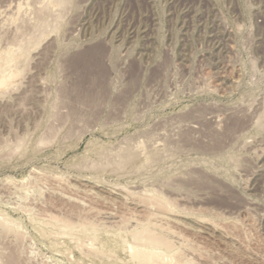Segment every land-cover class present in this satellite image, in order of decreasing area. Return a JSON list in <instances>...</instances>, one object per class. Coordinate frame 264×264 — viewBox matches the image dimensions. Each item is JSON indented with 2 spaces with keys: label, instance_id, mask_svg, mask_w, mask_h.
<instances>
[{
  "label": "rangeland",
  "instance_id": "1",
  "mask_svg": "<svg viewBox=\"0 0 264 264\" xmlns=\"http://www.w3.org/2000/svg\"><path fill=\"white\" fill-rule=\"evenodd\" d=\"M65 4L0 0V264H264V0Z\"/></svg>",
  "mask_w": 264,
  "mask_h": 264
},
{
  "label": "bare ground",
  "instance_id": "2",
  "mask_svg": "<svg viewBox=\"0 0 264 264\" xmlns=\"http://www.w3.org/2000/svg\"><path fill=\"white\" fill-rule=\"evenodd\" d=\"M57 2H58L59 5L61 6L60 8H63V9H64L63 5H64V6L66 5L65 3L67 2V0H57ZM68 2H69V1H68ZM43 9H44V8H43ZM36 13H38V12H36ZM46 13H47V12H46ZM61 13H62V12H61ZM43 14H44V13H43ZM43 14H42V16H43ZM37 16H38V14H37ZM38 18H39V20H40V17H38ZM41 18H42V17H41ZM43 18H44V16H43ZM41 20H42V19H41ZM24 22H25V21H24ZM24 22H23V24L26 23V22H25V23H24ZM42 22H43V21H42ZM40 23H41V22H40ZM28 24H30V23H28ZM33 25L35 26L36 24H32L31 26H33ZM43 25H45L44 22H43ZM34 26H33V27H34ZM38 26H39V25H38ZM38 26L36 27V28H37L36 30H38ZM19 27H20V25H19ZM29 27H30V26H29ZM46 27H47V26H46ZM46 27H45V28H46ZM50 27H51V26H50ZM17 28H18V27H17ZM26 28H27V27H26ZM31 28H32V27H31ZM34 28H35V27H34ZM13 29L16 30L15 28H13ZM43 29H44V28H43ZM17 30H19V29H17ZM26 30H27V29H26ZM19 31H20V30H19ZM34 31H35V30H34ZM41 31H42V30H41ZM32 32H33V30H32ZM38 32H39V31H38ZM12 33H13V32H12ZM15 33H16V32H15ZM15 33H14V34H15ZM25 33H26V31H25ZM19 34H22V33H17L18 36H20ZM23 34H24V33H23ZM35 34H36V33H35ZM41 34H42V33H41ZM41 34H39V37H40ZM12 35H13V34H11V36H12ZM29 35H30V34H29ZM31 35H32V33H31ZM22 36H23V35H22ZM25 36H27V35L25 34ZM25 36H24V37H25ZM33 37H34V34H33ZM33 37H32V38H33ZM36 37H37V35H36ZM11 38H12V37H11ZM15 38H16V37H15ZM19 38H20V37H19ZM19 38H18V39H19ZM28 39H29V38H28ZM28 39H27V41H28ZM38 39H39V38H38ZM19 40H20V39H19ZM21 40H22V39H21ZM23 40H24V39H23ZM30 40H31V39H30ZM34 40H35V39H34ZM35 41H36V40H35ZM15 42H16V41H15ZM10 43H11V42H10ZM16 43H18V42H16ZM13 44H14V43H13ZM21 45H22V44H21ZM25 45H26V44H25ZM17 46H18V45H17ZM21 47L23 48V47H26V46H21ZM21 47H20V48H21ZM95 47H96V46H95ZM98 47H99V46H98ZM98 47H97V48H98ZM101 47H102V46H101ZM7 48H8V47H7ZM20 48H19V49H20ZM22 48H21V49H22ZM92 48H93V47H92ZM21 49H20V50H21ZM23 49H24V48H23ZM25 49H26V48H25ZM25 49H24V50H25ZM99 49H100V48H99ZM22 51H23V50H22ZM22 51H21V52H22ZM102 51H103V50H102ZM15 52H16V51H15ZM82 52H83V51H82ZM84 52H86V51H84ZM22 53H23V52H22ZM78 53H79L78 56L76 55L77 57L74 58L75 60H71V61H70V62H73V61H74V63H70V62H69L70 65L73 66V64H74V66L76 67V66H78V64H80L81 66L79 65L78 67H79V68H80V67H83V68H80V69H82V70H79V68H78L77 72H79V71L81 72V71H82L81 73H83V69H84V68H85L86 70H90V69H92V67H94V66L99 68V70H98L99 73H98V74H97V72L94 71L95 69L93 70V72L95 73L96 76H95V75H93L94 77L91 76L92 79L89 78L90 75H88L87 77L91 80V81L88 80V81L91 83V87H92V85H96V84L100 85L101 88H100L99 90H101V92H100L101 94H99V93H98V94H99V97H101V95L104 94V90H106V89H105V85L103 84V82L105 81V80L103 81V79H105V78H103V77L105 76V75H104V74H105V71H104V67H103L104 65L102 66V63H103V62H100V61H102V60H101V59H102V55L100 56V53H101L100 50H91V51L86 52V53H81V52L78 51ZM73 56H74V55H73ZM11 57H12V56H11ZM100 58H101V59H100ZM71 59H73V58L71 57ZM25 60H26V59H25ZM25 63H26V62H25ZM15 64H16V63H15ZM17 64H18V63H17ZM23 65H24V64H23ZM23 67H24V66H23ZM68 67H70V69H72L71 66H68ZM95 67H94V68H95ZM2 68H3V67H2ZM4 68H5V67H4ZM8 68H9V67H8ZM5 69H6V68H5ZM5 69H4V70H5ZM73 70H75V68H73L72 71H73ZM2 71H3V70H2ZM91 71H92V70H91ZM84 72H85V70H84ZM89 72H90V71H88V73H89ZM93 72H91V73H89V74H92ZM73 73H74V72H73ZM86 73H87V72H86ZM88 73H87V74H88ZM94 73H93V74H94ZM79 74H80V73H79ZM76 75H77V74H75V76H76ZM80 76H81V78H82V77H85L86 75H82V74H81ZM80 76H79V77H80ZM8 77H9V76H8ZM11 77H12V76H11ZM79 77H76L77 80H78ZM87 77H85L84 79H85V81L88 83V81L86 80V79H88ZM81 78H80V79H81ZM8 79H10V78H8ZM80 81H81V80H80ZM1 82H3V81H1ZM4 82H5V81H4ZM4 82H3V83H4ZM75 82H76L77 84L75 83V84H76V85L74 84V85H75V88L72 89V90H74L75 92H74V91H72V92L76 93V94H75V95H76V96H75V97H76V101H77L78 103H84V102H87V100H89L90 103H91V104H89V105H92V103H94V101H95L96 98H95V97H94V98L91 97L90 99H87L88 90L85 89V88H87V87H85V88L83 87L84 84H87V83L84 82V81H82V82H84V84L82 85L81 83H78V81H75ZM3 83H2V84H3ZM90 83H88L87 86H88ZM4 84H5V83H4ZM72 84H73V83H72ZM72 84H71V85H72ZM98 85H96V86L98 87ZM62 86H64V88H67V89H68L67 86H65V85H62ZM62 86H61V87H62ZM73 87H74V86H73ZM59 88H60V87H59ZM94 89H95V88H94ZM63 90H64V89H63ZM65 90H66V89H65ZM65 90H64V92H66ZM58 91H59V90H58ZM91 91H92V89H91ZM68 92H69V91H68ZM96 92H97V91H96ZM89 93H90V92H89ZM91 93H92V92H91ZM94 93H95V92H94ZM106 93H107V92H106ZM61 94H63V93H61ZM63 95H64V94H63ZM63 95H62V96H63ZM65 95H67V93H66ZM71 95H73V94H71ZM90 95H91V94H90ZM92 95H93V94H92ZM95 95H97V94L95 93L94 96H95ZM104 95H105V94H104ZM68 96H69V95H68ZM73 96H74V95H73ZM73 96H72V97H73ZM97 96H98V95H97ZM97 96H96V97H97ZM64 97H65V96H64ZM72 97H71V98H72ZM59 98H60V97H59ZM103 98H104V97H103ZM103 98H102V99H103ZM67 99H68V98H67ZM73 99L75 100V98H73ZM73 99H71V100H73ZM65 101H66V99H65ZM65 101H63V102H65ZM76 101H75V102H76ZM89 101H88V102H89ZM96 101H97V100H96ZM73 102H74V101H73ZM75 102H74V104H75ZM77 102H76V103H77ZM61 104H62V103H61ZM63 104H64V103H63ZM65 105H66V104H65ZM68 105H69V104L67 103V105H66L67 108H66V109H68ZM70 105H71V107L74 106L73 104H70ZM70 105H69V106H70ZM72 105H73V106H72ZM75 105H78V104H75ZM80 105H81V104H80ZM63 106H64V105H63ZM66 106H65V107H66ZM78 106H79V105H78ZM81 106H82V105H81ZM84 106H85V104H84ZM71 107H70V108H71ZM75 107H76V106H75ZM70 108H69V110H70ZM73 108H74V107H73ZM76 108H77V107H76ZM80 108H82V107H80ZM86 108H87V107H86ZM74 109H75V108H74ZM76 110H77V109H76ZM76 110H75V111H76ZM83 110H84V109H83ZM72 111H73V110H72V108H71V112H72ZM80 111H81V109H80ZM85 111H86V110H85ZM71 112H70V113H71ZM68 113H69V112H68ZM70 113H69V115H70ZM75 113H76V112H75ZM86 113H87V111H86ZM84 114H85V113H84ZM60 115H61V113H60ZM63 115H66V113L63 114ZM63 115H62V116H63ZM66 116H67V118H68V115H66ZM66 116H65L64 119L67 120ZM84 116H85V115H84ZM55 118H56V117H55ZM58 118H59V121H60V118H63V117H58ZM67 122H68V121H67ZM59 123H60V122H59ZM62 123H64V121H63ZM235 123H236V122H235ZM60 126H61V124H60ZM63 126H64V125H63ZM232 126H233V125H232ZM229 127H230V126H229ZM229 127H228V128H229ZM56 128H57V127H56ZM47 129H48V128H47ZM49 129H50V128H49ZM51 129H52V127H51ZM54 129H55V128H54ZM232 129H233V127H232ZM232 129H231V130H232ZM52 130H53V129H52ZM58 130H59V129H58ZM227 130H228V129H227ZM45 132H46V131H45ZM54 132H55V131H54ZM54 132H53V133H54ZM49 133H52V131L49 132ZM53 133H52V134H53ZM56 134H57V133H56ZM185 134H186V133H185ZM43 135H44V134H43ZM46 135H47V132H46ZM44 136H45V135H44ZM44 136H43V138H46V137H44ZM56 136H57V135H56ZM187 136H189V135L187 134ZM187 136H186V137H187ZM184 137H185V136H184ZM214 137H215V136H214ZM40 138H41V136L39 137V139H40ZM49 138H51V137H49ZM41 139H42V138H41ZM52 140H53V139H52ZM186 140H187V139H186ZM40 141H42V140H39V142H40ZM47 142H48V141H47ZM219 142H220V141H219ZM40 143H41V142H40ZM207 146H208V145H207ZM15 147H16V146H15ZM206 148H207V147H206ZM125 154H126V153H125ZM125 154H124V155H125ZM131 154H132V153H130V155H131ZM121 156H122V154H121ZM122 157H123V156H122ZM131 157H132V156H131ZM129 158H130V157H129ZM120 160H122V163H123V164H126V163L129 164L128 161H127V159H125L126 163L123 162L124 158H122V159L120 158ZM130 160L132 161V159H130ZM155 161H156V160H155ZM120 162H121V161H120ZM122 163H121V164H122ZM149 163H150V162H149ZM106 166H107V165H106ZM109 167H110V166H108V168H109ZM122 167H123V165H122ZM125 167H126V165H125ZM125 171H126V170H125ZM148 200H150V199H148ZM148 200H147V202H148ZM156 201H157V199H156ZM158 201H159V200H158ZM150 202H151V201H150ZM160 203H161V202H160ZM160 203L158 204V206L160 205ZM150 204H151V203H150ZM161 205H164V204H161ZM153 206H154V205H153ZM156 207H157V205H156ZM52 217H53V216H52ZM53 219H54V218H53ZM50 220H51V219H50ZM56 220H57V219H56ZM51 221H52V220H51ZM54 221H55V220H54ZM149 223H150V222H149ZM142 224H143V223H142ZM82 225H83V224H82ZM144 227H145V226H144ZM134 228H135V227H134ZM145 228H146V227H145ZM145 228H144V231L147 229V228H146V229H145ZM148 229H149V228H148ZM148 229H147V230H148ZM91 230H93V229H91ZM150 230H151V229H150ZM140 231H141V229H140ZM137 232H139V231H137ZM149 232H152V231H149ZM149 232H148V233H149ZM88 233H89V232H88ZM94 233H95V232H94ZM132 233H133V232H132ZM148 233H147V231H146V232H140V233H136V234H134V237H133V238H136V239H137L138 241H140V242L138 243L137 240H136L137 243L135 242L136 244L133 246V248L131 247V248H132V249H131L132 251H131L130 249H128V250L131 251V252H129V254L131 253V258H132V260L135 259V260H137L138 262H140V264H141V263H144V264H152V262H153L154 260H157V258L159 259V257L162 256V255H160V254H161V251H160V250L158 251V249H161V247L167 249V248H170L169 246H171V245L168 244V242H170V241H167L168 239H167V240H164L165 238H160V237H159L160 234H159L158 237H157V236H156L157 234H156L155 236H153V234H154L153 232H152V234L150 233L151 235H149ZM155 233H156V232H155ZM131 235H133V234H131ZM160 236H161V235H160ZM93 240H94V238H93ZM133 240L135 241V239H133ZM132 243H133V242H132ZM100 244H101V243H100ZM170 244H171V243H170ZM131 245H133V244H131ZM168 245H169V246H168ZM172 247H173V246H172ZM96 250H97V249H96ZM168 251H169V250H168ZM92 252H93V249H92ZM92 252H91V254H92ZM94 252H95V250H94ZM94 252H93V253H94ZM96 252H98V251H96ZM98 253H100V252H98ZM175 253H176V252H175ZM94 254L97 255L96 253H94ZM171 254H173V253H171ZM163 255H164V254H163ZM169 255H170V254H169ZM165 256H166V255H165ZM94 257H95V256H94ZM168 257H169V256H168ZM170 257H171V256H170ZM172 257H173V255H172ZM173 258H174V257H173ZM173 258H172V261H173ZM169 259H170V258H169ZM175 259H176V258H175ZM167 260H168V259H167ZM158 261H159V260H158ZM168 261H170V260H168ZM174 262H175V261H174ZM174 262H173V263H174ZM170 263H171V262H170ZM173 263H172V264H173ZM175 263H176V262H175ZM177 263H178V262H177ZM180 263H181V262H180ZM180 263H178V264H180ZM184 263H185V262H184ZM153 264H154V262H153ZM156 264H159V262H157Z\"/></svg>",
  "mask_w": 264,
  "mask_h": 264
}]
</instances>
